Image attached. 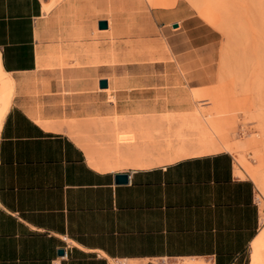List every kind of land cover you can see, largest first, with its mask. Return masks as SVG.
<instances>
[{"label": "crops", "instance_id": "crops-1", "mask_svg": "<svg viewBox=\"0 0 264 264\" xmlns=\"http://www.w3.org/2000/svg\"><path fill=\"white\" fill-rule=\"evenodd\" d=\"M76 2L88 4L68 3ZM48 3L0 0V63L14 91V79L38 76L45 95L59 92L60 97L66 87L94 117L110 116L114 95L108 100L105 93H95L96 86L109 89L106 75L95 77L91 67H40L45 61L41 25L67 6V1L50 8ZM84 16L87 22L95 18ZM187 18L197 20L196 31L208 34L206 21L196 14ZM206 45L207 39L192 37L186 50L175 53L183 56ZM162 48L152 50L156 55ZM91 49L104 51L99 42ZM101 78L108 80V88L99 87ZM12 97L0 124V264H264L259 252L248 260L261 223L255 183L239 175L233 154L220 139L214 138L218 150L112 167L93 162L87 148L64 128L42 123ZM143 117L154 123L147 115L131 122L137 126ZM136 134L131 142V133H118V147L144 142ZM153 142L145 141L151 149L148 158L154 160L160 157L150 152ZM117 172H127L128 181L115 182Z\"/></svg>", "mask_w": 264, "mask_h": 264}, {"label": "rangeland", "instance_id": "rangeland-1", "mask_svg": "<svg viewBox=\"0 0 264 264\" xmlns=\"http://www.w3.org/2000/svg\"><path fill=\"white\" fill-rule=\"evenodd\" d=\"M63 1L67 6L52 12L39 30L45 58L40 67H91L95 77L106 75L109 89L96 86L95 93L108 100L114 95L111 115L94 117L66 87L60 97L59 92L45 95L38 76L14 79V91L0 70V124L14 91L11 102L19 99L39 121L77 139L93 162L112 167L218 150L214 138L221 139L239 175L255 183L261 223L248 260L256 252L264 259V0H88L84 5L49 0L46 7ZM87 13L95 14L94 20L84 21ZM191 14L208 23V34L195 30L197 20L187 18ZM102 18L111 20L105 30L97 26ZM177 20L181 27L173 26ZM190 27L196 32L187 31ZM192 37L207 39L208 45L176 54ZM95 42L102 53H93ZM156 44L163 50L155 55ZM127 109L145 112L120 113ZM137 115L152 116L154 123L139 118L138 128L131 122ZM120 132L131 133V142L139 132L144 142L118 147ZM152 139L157 144L150 152L160 157L154 160L145 143Z\"/></svg>", "mask_w": 264, "mask_h": 264}, {"label": "water", "instance_id": "water-1", "mask_svg": "<svg viewBox=\"0 0 264 264\" xmlns=\"http://www.w3.org/2000/svg\"><path fill=\"white\" fill-rule=\"evenodd\" d=\"M177 23H174L176 26ZM98 28H107L108 27V20L107 19H99L97 21ZM108 86V80L106 78L99 79V87L104 88ZM114 181L117 183H123L128 181V173L127 172H117L114 175ZM60 252L62 249L59 250Z\"/></svg>", "mask_w": 264, "mask_h": 264}, {"label": "bare ground", "instance_id": "bare-ground-1", "mask_svg": "<svg viewBox=\"0 0 264 264\" xmlns=\"http://www.w3.org/2000/svg\"><path fill=\"white\" fill-rule=\"evenodd\" d=\"M109 24V23H108ZM101 29V28H100ZM0 70H1V72L3 73V74H6V72L4 71V69H3V67L1 66V63H0ZM3 82H6V83H8L9 85H13V80H11V79H9V80H5V81H3ZM108 86H109V84H108ZM108 86L107 87H104V88H108ZM103 89V88H102ZM220 143L222 144V146L223 147H225V144H224V142L220 139Z\"/></svg>", "mask_w": 264, "mask_h": 264}]
</instances>
